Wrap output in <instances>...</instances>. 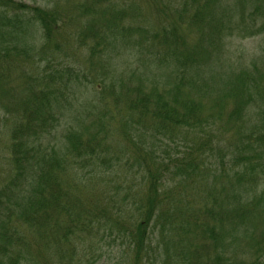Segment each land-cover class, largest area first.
I'll return each instance as SVG.
<instances>
[{"label":"trees","instance_id":"1","mask_svg":"<svg viewBox=\"0 0 264 264\" xmlns=\"http://www.w3.org/2000/svg\"><path fill=\"white\" fill-rule=\"evenodd\" d=\"M213 2L214 0H191L190 6H181L178 12L188 14L191 9L194 16L199 17V21L178 28L177 34H184L187 29H191L192 24L202 33L208 22V9ZM216 2L220 5V0ZM60 6L55 2L53 7L40 8L24 0H0V109L5 111L0 118L9 126L10 142L8 174L4 173L0 177V186L5 188L0 189V203L3 205L0 207V239L3 242L0 249L4 245L0 264H49L50 260L62 262L74 245L73 239L78 242V258L74 263H89L85 255L87 249L92 246L101 247L103 244L102 239L93 241V238L102 233L108 237L116 233L121 237L126 232L130 247L125 250L126 257L122 256V260L128 264H142L145 259L147 262L151 261V264H264L263 252L255 260H245L242 255V245L249 244V238L246 237L251 228L244 231L247 220L254 219L256 214L258 218H264L263 196L256 198L251 192L252 185L259 182L261 174L253 168L252 163L264 156V133L260 142L251 136H243L240 138L243 142L238 143L240 148L231 146L229 154L233 156L236 172L233 175L213 174L211 184L208 172L200 169L204 160L197 155L198 151L209 148V142L203 141V135L186 143H177V140L163 143L156 165L150 162L149 149L156 150L160 143V140L155 139L154 146L146 145L154 122L156 125L164 124L166 129L171 124L180 125L184 120L177 119L178 110L173 105L178 100L176 92L180 90L181 84L185 86V81L193 87L203 81L189 83L186 77L184 79L186 69L177 71L179 61L184 63V59H181L184 47L187 46V56L191 55L190 61L195 65L200 62L197 56L203 50V43L200 48H196L193 43L191 46L187 45L183 36L172 34L173 37L180 38L179 41H174L177 59L168 64L154 62L151 70L154 80L149 85L145 83L142 89L133 90L130 97L128 95V103L123 102L121 107L123 115L119 122L120 116H116L112 129L110 110L116 109L112 99L99 89L100 91L93 90L94 97L83 103L86 114L94 104H100L105 110L101 121L90 118L85 123L82 118L73 114V122L62 130L57 140L46 138L48 131L56 125L53 108L65 100L63 90L82 87L86 92L87 86L98 87L102 84L95 81V78L102 79V75L98 62L93 60L102 51L98 47L104 48L106 45L101 32L97 31V24L102 20L104 11L92 1L88 5L75 4V15L87 7L76 16L65 8L61 12L58 9ZM24 16L30 19L23 21ZM62 18L69 24L73 20L83 19V22L72 25L82 26L83 29L79 30L84 34L73 46L55 41V28L64 23ZM122 18L123 14L115 12L113 23ZM32 20L37 21L42 30L41 45L17 44V40L26 43L27 36L24 33L33 25ZM153 28L154 26L149 28L142 24L137 29L144 33L148 29L157 31ZM163 34L166 35V29ZM6 36H15L13 43H8ZM116 37L117 41L121 40L118 34ZM46 45L50 49L44 52ZM82 50L86 52L87 58L78 63L73 54ZM18 59L29 62L27 70H22L15 64ZM5 62L15 64L13 70L16 78L12 84L23 86L20 98L17 93H12L13 87L9 84V79L4 77L2 68ZM38 62L43 65L40 66ZM9 68L11 67L8 66ZM38 74L42 75V82L33 83L27 91L26 84H32V78L28 80V77ZM206 89V86H196L194 90ZM208 94L204 91L202 96L207 97ZM1 95H4L3 100ZM187 106L190 110L194 109L191 104ZM132 112L138 114L141 122L146 118L153 120L148 130L141 131L138 141L132 139V130L135 129ZM37 113L40 119L32 122L31 117ZM122 119L126 121L124 124H121ZM236 131L256 134L257 127H237ZM112 136L135 145L129 154L131 159L121 163L128 168L137 167L138 169H133L132 176L138 173L141 180L145 179L146 194L141 202L132 199L133 191L130 190L129 193L130 185L127 183L129 181L132 186L134 176L128 181L109 182L107 188L106 185L97 186V181L112 173L119 164L120 155L108 156L112 148ZM212 146L217 149V154L212 157L214 164H224L225 161L219 154L227 144L215 141ZM4 148L5 145H2L0 151L3 152ZM171 165L175 166V170L169 174ZM168 175L173 179L185 178L193 185L199 184L202 198L198 208L191 206L190 203L193 202H189L183 194L186 187L191 192L194 186L181 184L183 180L170 185ZM10 188L13 191L12 199ZM250 201L256 204L253 210L249 208ZM134 210L138 212L137 216L132 215ZM1 213L9 214L8 221ZM198 217L204 219L199 220ZM231 220H236L235 226H229ZM26 228L34 232L35 243L24 238L26 230L23 229ZM192 229L200 244L196 237L194 242L189 241ZM254 229H259V226ZM237 240H240L239 244H236ZM151 245L154 246L153 249ZM191 246L197 248L191 252L188 249ZM25 247L30 249L29 257L22 251ZM227 247L230 252L233 250L232 256L226 254ZM199 251H202L201 257L197 256Z\"/></svg>","mask_w":264,"mask_h":264},{"label":"rangeland","instance_id":"2","mask_svg":"<svg viewBox=\"0 0 264 264\" xmlns=\"http://www.w3.org/2000/svg\"><path fill=\"white\" fill-rule=\"evenodd\" d=\"M24 1L40 8H44L45 6L53 7L54 3L57 2L61 5L58 8L61 12L62 8H65L66 10H71L74 16L80 14L87 8L86 7L75 15V4L88 5L90 1L100 5L98 6L99 9L104 11V15L101 16L102 20L97 24V31L101 32V36L104 37L106 45L104 48L98 47V50L102 51L99 52L98 56L93 60V62H98V67L102 75V79L95 78V81L102 82V84H99L98 87L89 85L87 86L86 92L83 91L82 87L63 90L65 92V100L57 107L53 108L56 125L48 131L46 138H51L52 141L57 140L62 130L66 129L73 122V114L82 118L85 123L90 118L95 121L102 120V114L105 113V110L100 104H94L92 110L88 114H86V109L84 108L85 105L83 101H89L94 97L93 90H101L112 99L116 109L115 111H113L112 108L110 110V128L112 129L115 125L116 116H120L118 119L119 122L123 115L121 107L123 106V102L127 101L128 95L130 97L133 90L142 89L145 87V83L149 85L151 81L154 80V76L151 75L154 62L162 61L168 64V62L177 59L174 41H179L180 38L178 36H183L187 45L193 43L196 48H200L201 43H203V50H201L197 56L200 62L192 65L190 61L192 57L191 55L187 56L189 50L187 46H185V52L181 57V59H184V63H182L181 60L179 61L180 63L177 67V71L180 72L185 68L184 79L186 77L187 82L189 81L190 83L195 80H203L196 86H199V88L206 86L207 89L194 90L196 86L187 85L186 81L185 86L181 84L180 90L176 92L178 100L173 105H175L178 110L177 119H183L184 121L176 126H172L171 124L168 129H166L164 124L156 125L154 122L151 135L146 143L147 146L150 144L154 146L156 144L154 140H160L156 150L155 148L149 149L151 154L150 162L152 165H156L159 159V152L163 148V146H161L163 143H168L170 140H177V143H186V141H193L196 137L203 135V141L205 143L209 142V148H205L202 152L198 151L197 155L200 156L201 160H204V163L200 164V169L208 172L209 178L211 177L209 179V183L211 184L213 174L233 175L236 172L233 156L229 153L231 146L240 148L238 143L243 142L240 139L241 137L251 136L258 142L261 141L264 133V0H220V5L214 0L208 9L209 18L208 22L204 25L205 28L202 30V33H200V30L195 24H192L191 29H187L186 32L181 35L177 34L178 28H184L187 23L190 24L199 21V17H195L191 9L188 10V14L178 12V9L185 4L190 6L191 0ZM115 12L123 14V18L121 21L113 23ZM178 17L184 19L180 20ZM168 18L171 19L169 20ZM29 19L28 16L23 17V21ZM32 22L33 25L24 33V35L27 36L26 43L23 44L17 40V44L30 45L36 43L37 46L41 45L43 40L42 30L37 21L32 20ZM63 22L64 20L62 18V23ZM81 22H83V19H77L76 21L73 20L70 24L65 21L62 25L57 26L55 28V31H57L55 34V36H57L55 39L56 43L73 46L79 37H84L83 32L79 30L83 29L82 26H72L73 24H79ZM142 24L148 25L149 28L154 26L153 29H157V31L148 29L145 33L140 32L137 28ZM210 27L211 29H209ZM165 29L166 35L163 34ZM115 33L119 35L121 40L117 41ZM138 34L141 35L137 36ZM172 34L178 36L173 37ZM14 37L6 36L5 39L8 43H13ZM49 49L50 47L46 45L44 52ZM73 56L78 63L83 62L84 59L87 58V54L84 50L75 52ZM35 58L36 57H29V59ZM15 64L21 67L22 70H27L29 67V62L23 59H18ZM38 64L40 66L43 65L41 62H38ZM14 65H9L5 62L2 69L4 77L9 79V84L13 87L12 93H17L20 98L22 96L21 90L23 86L12 84L13 80L16 78L13 70ZM8 66L11 68L8 69ZM191 71L193 72L191 77H189ZM29 79L32 81V84H26L27 91L30 90L33 83L40 84V82H42V75H30V77H28V80ZM113 87L118 88L112 89ZM204 91L209 93L207 97L202 96ZM7 93L8 91L5 94ZM3 97L4 95H1L2 100ZM188 104H191L194 109L191 107L193 110H190V107L187 106ZM4 114L5 111L1 108L0 115ZM193 116H195L193 119L189 118ZM132 118L134 121L133 128L135 127V129L132 130V134H134L132 139H137L138 141L141 131H144V129L148 130L153 120L152 118H146L141 122L136 112H132ZM37 119H40L38 113L31 117L32 122ZM125 122L124 119L121 120V124ZM8 127L9 126L4 123L2 118H0V147L5 145L4 151H0V168H2L0 169V177H2L4 173L6 175L8 174V146H10ZM237 127L240 129L243 127H245V129L257 127V131L256 134H242L236 131ZM110 141L112 143V148L108 156L114 157L115 154L120 155L118 157L119 164L116 165L112 173L97 181V186L103 187L106 185L107 188L109 182L118 183L119 180L128 181L134 176L132 179V186L129 181L127 183L130 185L129 193L130 190L133 191L134 194L132 195V199L141 202L146 194L145 179L141 180V176L140 174L138 175V173L132 176L133 169L137 167L128 168L121 163L122 161L127 162L131 159L129 154L135 146L134 143L130 141L124 142L123 139L114 136L111 137ZM215 141L227 144V147L222 148L219 154L225 161L222 165H219L217 162L214 164L213 162L212 157L217 154V149L212 146ZM105 160H107L106 157ZM120 163L121 166H119ZM252 166L261 174L259 176V182L252 185L251 192L255 194L256 198L263 196L261 200L264 202V156L260 160L256 161L255 159ZM174 170L175 166L171 165L169 174ZM168 178L170 185L173 182L179 183L181 180H183L181 184H186L188 186L192 184L190 180L186 181L185 178L181 180L179 178L173 179L170 175H168ZM198 185L195 183L194 185L192 184L191 186L194 187L191 192L189 187L183 190L185 198L189 202H193L190 204L195 208L200 206L202 198L200 186ZM0 189L5 188L0 186ZM10 190L12 199L13 191L11 188ZM188 191L189 194H186ZM254 198L255 197H252V199ZM127 202L128 201L125 202L126 205L128 204ZM255 205L256 204L251 202L249 203V208L253 210V206ZM2 206L3 205L0 203V207ZM134 214L137 216L138 212L134 210L132 215L134 216ZM8 215L9 214L4 215L7 217V221L9 219ZM12 218L14 217L12 216ZM198 219L202 220L204 218L198 217ZM208 221L212 223L211 219H208ZM235 223L236 220H231L229 226H235ZM197 226L199 227L200 224H197ZM256 226H259V229L255 230L254 228ZM249 229L250 232L246 237L249 238V244L248 246L242 245V255L245 260H255L257 255L262 252L264 253V218H258L257 214L254 219L249 218L244 231H248ZM23 230H26L24 238L28 240V242L35 243L36 240L34 237L36 236L34 232L27 228ZM23 230L22 233L24 232ZM126 235L127 232L122 233L121 237H118L116 233L110 237L104 235V233L97 235L93 238V241L102 239L103 244L101 247L92 246L87 249L85 255L88 259L87 261L90 262L85 264H128L125 260H122V256L126 257L125 250L130 247ZM194 237L197 238L200 244V240L192 229L189 235V241L191 240L194 242ZM236 238L240 239L241 237L236 236ZM87 239L88 238H86V240ZM73 242L74 245L71 246L67 257L63 259V263L50 260L49 264H77L74 262L76 261L75 259L78 258V242L74 239ZM256 242L258 243L256 244ZM239 243L240 240H237L236 244ZM2 244L3 242L0 239V245ZM153 247L154 246L151 245V249H153ZM196 248L197 247L193 248L191 246L188 249L193 252ZM3 251L4 245L0 249V254H2ZM22 251L26 257H29L30 249L28 247H25ZM225 252L229 256L233 255V250L230 252L229 247L226 248ZM200 253H202V251L197 253L198 257H201ZM239 255H241V252ZM150 262L151 261L147 262L145 259L142 264H151ZM155 264L160 263L155 262Z\"/></svg>","mask_w":264,"mask_h":264}]
</instances>
